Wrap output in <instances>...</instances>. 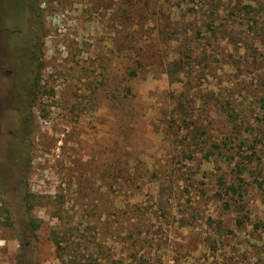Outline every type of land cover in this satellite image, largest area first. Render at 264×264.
I'll list each match as a JSON object with an SVG mask.
<instances>
[{
    "label": "rangeland",
    "instance_id": "374dc122",
    "mask_svg": "<svg viewBox=\"0 0 264 264\" xmlns=\"http://www.w3.org/2000/svg\"><path fill=\"white\" fill-rule=\"evenodd\" d=\"M20 9L41 67L21 166L0 22V264H264V0Z\"/></svg>",
    "mask_w": 264,
    "mask_h": 264
},
{
    "label": "trees",
    "instance_id": "16d2710c",
    "mask_svg": "<svg viewBox=\"0 0 264 264\" xmlns=\"http://www.w3.org/2000/svg\"><path fill=\"white\" fill-rule=\"evenodd\" d=\"M22 9H20V11L18 12V15L15 16L14 19H4L3 21L7 24V25H12L13 27H15L16 25H19L22 22V15H21V11ZM20 38H17L16 36H14L12 42L14 43V45L16 46L13 53L9 54L11 56H15L16 57V64H13L15 66H17V68L19 69L18 72L15 74L16 75V79H15V88H14V101H13V107L15 110L23 112L24 114H26L27 116L24 118V120L22 121L19 130H18V137H19V148L17 147V150L15 151L16 153V159L17 162L20 163L21 166H23L24 164V142H23V134L25 132L29 131V124L31 121V107L33 106L32 101H33V97L31 96L30 92H28L27 90L24 89V81L27 80V77L29 78V76H27L28 73V68H26L23 64L25 62V54L27 52L26 49V43L22 42L21 40H19ZM21 42V43H20ZM23 43V45H22ZM9 55H8V61H9ZM41 56H37V61L34 62L33 67H34V71L37 73V71H39V68L41 67ZM11 63V62H10ZM12 64V63H11ZM36 76V75H35ZM36 78L34 77L32 78L31 81V86L28 90L31 89V87L33 86L32 89H35L34 87L38 86L36 84ZM230 190H232L233 192H236L237 189L234 186H230Z\"/></svg>",
    "mask_w": 264,
    "mask_h": 264
},
{
    "label": "flooded vegetation",
    "instance_id": "af4514ba",
    "mask_svg": "<svg viewBox=\"0 0 264 264\" xmlns=\"http://www.w3.org/2000/svg\"><path fill=\"white\" fill-rule=\"evenodd\" d=\"M26 21H27V19H25V21L22 25L19 24V25H16L15 27H13L12 25H7L3 20L0 21L1 26H2L1 30L3 31L1 33H3L4 36H6L3 38L5 40L4 41L2 40V42L3 43L5 42V46L8 49V52L10 54V53H13V51L16 47L14 45V43L12 42L14 36H16L17 38H20L19 40H21L22 42L27 44L26 49L29 48V51H27L25 54L26 59H25L24 63L30 62V64L33 66L34 62H36L37 60L34 62L33 61L31 62L32 56H31L30 52L32 50L33 45L36 43V40H35L36 37H35L34 32L32 31V30H34L33 23L29 22V20H28V22H26ZM6 43H7V45H6ZM32 52H35V50ZM8 72H10V71L8 70ZM9 74H11V73H9ZM13 136H14L13 139L16 140L17 142H19L18 133L13 134ZM16 150H17V148L14 150L13 155H12L15 160H16V154H15Z\"/></svg>",
    "mask_w": 264,
    "mask_h": 264
}]
</instances>
